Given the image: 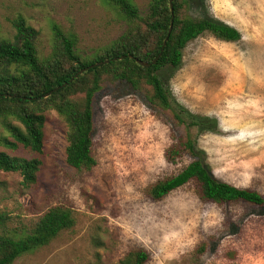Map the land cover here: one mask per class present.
<instances>
[{
	"label": "rangeland",
	"instance_id": "1",
	"mask_svg": "<svg viewBox=\"0 0 264 264\" xmlns=\"http://www.w3.org/2000/svg\"><path fill=\"white\" fill-rule=\"evenodd\" d=\"M130 1L148 14L152 0ZM205 7L241 39L224 42L206 33L189 43L168 83L172 100L215 122L212 131L190 129L212 175L264 196V0H205ZM200 12L193 2L190 14ZM20 17L39 32L42 56L52 51L54 26L75 35L82 54L127 28L107 0H0V38H13L12 21ZM93 112L97 164L91 170L66 163L67 126L56 112L46 113L41 154L0 144L12 157L41 161L28 187L19 174L0 171V212L9 216L8 230L28 234L58 206L71 209L76 222L14 264H119L133 250L148 254L146 264H264V208L201 199L195 182L159 201L149 196L151 185L193 161L186 153L175 163L166 159L186 135L171 112L150 105L144 91L109 82ZM5 136L0 124V140Z\"/></svg>",
	"mask_w": 264,
	"mask_h": 264
},
{
	"label": "trees",
	"instance_id": "2",
	"mask_svg": "<svg viewBox=\"0 0 264 264\" xmlns=\"http://www.w3.org/2000/svg\"><path fill=\"white\" fill-rule=\"evenodd\" d=\"M171 1L173 13L170 0H152L148 14L142 16L130 0H107L127 28L120 37L89 54L77 50L75 35L54 26L52 51L42 56L39 32L22 17L12 21L13 38H0V124L9 135L0 144L11 150L21 146L41 154L45 146L46 113L56 112L67 126L66 163L76 170H91L97 164L93 155L95 98L105 82L127 84L134 91L146 92L150 105L171 112L176 124L185 126V137L179 145L167 150V161L175 163L184 153L193 158L177 175L149 187L148 194L153 200H162L195 182L201 199L218 204L245 202L264 208V196L221 182L212 175L205 152L197 149L190 129L212 131L216 124L175 103L168 86L182 66L189 43L206 33L220 41L238 42L241 34L209 16L205 0ZM193 2L201 9V16L190 14ZM167 36L156 64L148 68L137 64L136 59L148 64L156 60ZM104 61L109 63L76 77L81 70ZM47 94L50 95L45 97ZM40 165L37 158L12 157L0 151V171L19 174L26 187L36 182ZM8 221L9 216L0 212V264H14L21 256L48 246L76 223L72 210L62 206L49 209L28 234H12ZM148 260L144 250H133L119 264H146Z\"/></svg>",
	"mask_w": 264,
	"mask_h": 264
},
{
	"label": "water",
	"instance_id": "3",
	"mask_svg": "<svg viewBox=\"0 0 264 264\" xmlns=\"http://www.w3.org/2000/svg\"><path fill=\"white\" fill-rule=\"evenodd\" d=\"M170 7H171V11H172V13H173V5H172V1H171V0H170ZM170 31H171V29H170ZM168 38H169V36L166 37V39H165V41H164V44H163V48H162V50H161V52H160V55H159V57H158L156 60H154L151 64H148V63H145V62H143V61H141V60L136 59L137 64L140 65V66H142V67H146V68L150 67L151 65L156 64V62L158 61V59L161 57V55H162V53H163V50H164V47L166 46V43H167V41H168ZM129 58L132 59L133 56H129ZM120 59H122V58H120ZM108 63H109V61H104V62H101V63L94 64V65H92V66H90V67H87V68L81 70V71L76 75V77H78L79 75L83 74L85 71H88V70L91 69V68L99 67V66H102V65H105V64H108ZM71 81H73V79H72ZM58 89H59V88H57L56 90H58ZM56 90H55V91H56ZM49 95H50V94H47L45 97H48Z\"/></svg>",
	"mask_w": 264,
	"mask_h": 264
}]
</instances>
